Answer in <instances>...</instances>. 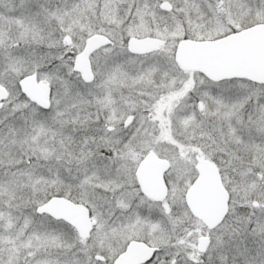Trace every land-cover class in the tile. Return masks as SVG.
<instances>
[{
    "label": "snow or ice",
    "instance_id": "snow-or-ice-1",
    "mask_svg": "<svg viewBox=\"0 0 264 264\" xmlns=\"http://www.w3.org/2000/svg\"><path fill=\"white\" fill-rule=\"evenodd\" d=\"M0 264H264V0H0Z\"/></svg>",
    "mask_w": 264,
    "mask_h": 264
}]
</instances>
